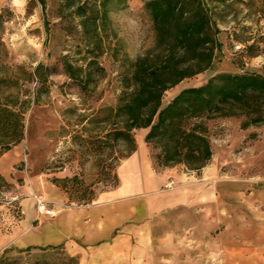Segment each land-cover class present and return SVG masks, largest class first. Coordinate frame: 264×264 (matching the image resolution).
I'll return each mask as SVG.
<instances>
[{
  "label": "rangeland",
  "instance_id": "374dc122",
  "mask_svg": "<svg viewBox=\"0 0 264 264\" xmlns=\"http://www.w3.org/2000/svg\"><path fill=\"white\" fill-rule=\"evenodd\" d=\"M145 2L6 0L0 20V68L15 70L20 79L16 88L4 89L2 95L13 96L19 105L28 107L24 109V139L0 156V163L9 171L6 177L0 173V226L4 229L22 218L18 188L25 185L29 189L36 178L54 183V179L61 182L79 174L83 183L73 185L71 194L63 190L67 204L88 203L89 190L95 189L94 200L100 191L112 188L99 181L109 170L111 175H117L127 145L120 143L114 149L91 151L87 141L109 129L110 123L94 124L90 119L106 116L107 108L118 104L128 91L138 58L163 62L174 50V39L166 42L158 36ZM202 2L219 29L211 66L168 88L162 107L183 88L200 86L218 73L264 75V0ZM84 11L96 20L86 28L80 23ZM95 25L100 26L99 30H95ZM95 34L97 37H93ZM96 40L102 44L99 50L94 46ZM175 51L181 57L182 50ZM94 55L104 71L93 73L88 89L84 90L68 76L66 62L85 68ZM38 64L44 68L36 71ZM27 72L33 73L31 81L26 80ZM241 121L240 117H225L210 122L213 152L227 143L234 144L236 152L253 146L255 156L248 163L232 160L228 155L223 170H242L255 177L254 186H262L264 123L246 128L247 134L243 136ZM145 129L148 131L133 130L135 140ZM0 264H77V259L68 256L62 247L50 246L19 252L8 249L0 252Z\"/></svg>",
  "mask_w": 264,
  "mask_h": 264
},
{
  "label": "crops",
  "instance_id": "0c3cea01",
  "mask_svg": "<svg viewBox=\"0 0 264 264\" xmlns=\"http://www.w3.org/2000/svg\"><path fill=\"white\" fill-rule=\"evenodd\" d=\"M147 132L119 163L118 184L91 202L67 204L60 187L40 178L20 186L23 215L0 226V252L62 247L77 264H264V178L254 186L242 170H223L226 156L248 163L254 147L236 152L227 143L199 173L184 164L156 168ZM42 198L55 214L38 211Z\"/></svg>",
  "mask_w": 264,
  "mask_h": 264
},
{
  "label": "trees",
  "instance_id": "16d2710c",
  "mask_svg": "<svg viewBox=\"0 0 264 264\" xmlns=\"http://www.w3.org/2000/svg\"><path fill=\"white\" fill-rule=\"evenodd\" d=\"M40 1L44 3V0ZM145 5L158 36L166 42L174 39V50L180 48L181 57L173 50L163 62L138 58L127 84L128 91L119 98L118 104L108 107L106 116L90 119L94 124L109 122L110 128L87 142L93 152L114 149L124 143L127 145L126 157L136 149L133 130L148 128L145 141L152 149L156 168L184 164L189 171L199 173L214 153L211 121L240 117L242 129L264 123V75L218 73L200 86L183 88L162 107L163 94L168 88L211 66L219 29L202 0H146ZM3 7L0 20L3 19ZM85 12L81 13L84 17L80 23L86 28L90 21L94 24L96 20ZM106 12L104 9V14ZM94 28L97 31L100 26ZM86 44L89 45L88 41ZM94 46L99 50L102 44L96 40ZM95 58L97 55L90 57L85 68L83 65L75 68L66 62L68 76L84 90L88 89L93 73L104 71ZM187 62L188 65L183 66ZM41 68L43 65L38 64L36 71ZM15 72L0 68V156L25 137L24 109L28 106L19 105L13 96L2 95L4 89L18 86L20 78ZM26 74V80L31 81L33 73ZM105 176L99 181L104 187L118 184V176L111 175L110 170ZM53 182L68 194L73 185L83 183L79 174L64 178L63 183L57 179ZM95 194V189L89 190L87 201L90 202Z\"/></svg>",
  "mask_w": 264,
  "mask_h": 264
},
{
  "label": "built area",
  "instance_id": "2783aa9c",
  "mask_svg": "<svg viewBox=\"0 0 264 264\" xmlns=\"http://www.w3.org/2000/svg\"><path fill=\"white\" fill-rule=\"evenodd\" d=\"M37 209L39 212L44 213L46 215H53L56 212L54 206H49L43 198L38 200Z\"/></svg>",
  "mask_w": 264,
  "mask_h": 264
}]
</instances>
